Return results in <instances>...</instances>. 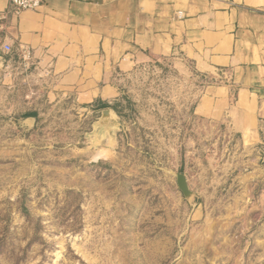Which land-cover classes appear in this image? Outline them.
Segmentation results:
<instances>
[{
  "label": "rangeland",
  "instance_id": "rangeland-1",
  "mask_svg": "<svg viewBox=\"0 0 264 264\" xmlns=\"http://www.w3.org/2000/svg\"><path fill=\"white\" fill-rule=\"evenodd\" d=\"M10 53L0 46V264H264V171L235 180L233 141L193 116L204 78L171 58L137 64L101 122L95 106L48 102Z\"/></svg>",
  "mask_w": 264,
  "mask_h": 264
},
{
  "label": "crops",
  "instance_id": "crops-1",
  "mask_svg": "<svg viewBox=\"0 0 264 264\" xmlns=\"http://www.w3.org/2000/svg\"><path fill=\"white\" fill-rule=\"evenodd\" d=\"M0 10L9 61L24 64L18 43L30 48L24 66L41 77L48 102L115 111L123 75L171 58L204 78L192 114L233 141L235 180L263 173L264 0H43L19 14L0 0Z\"/></svg>",
  "mask_w": 264,
  "mask_h": 264
},
{
  "label": "built area",
  "instance_id": "built-area-1",
  "mask_svg": "<svg viewBox=\"0 0 264 264\" xmlns=\"http://www.w3.org/2000/svg\"><path fill=\"white\" fill-rule=\"evenodd\" d=\"M12 6L14 14H19L22 10H35L41 6L43 0H8ZM6 19V12L0 10V33L6 28L4 20ZM0 46L5 52H10L12 46L2 41L0 37ZM18 55L21 57L24 65H28L31 58L30 48L22 43H18L16 47Z\"/></svg>",
  "mask_w": 264,
  "mask_h": 264
},
{
  "label": "water",
  "instance_id": "water-1",
  "mask_svg": "<svg viewBox=\"0 0 264 264\" xmlns=\"http://www.w3.org/2000/svg\"><path fill=\"white\" fill-rule=\"evenodd\" d=\"M101 122L108 119L109 117L114 116L116 113L112 108H105L101 109ZM30 118V117H29ZM33 119V118H31ZM176 184L181 193L184 195L185 198H190L193 193L189 189L186 176L183 173L176 174Z\"/></svg>",
  "mask_w": 264,
  "mask_h": 264
},
{
  "label": "trees",
  "instance_id": "trees-1",
  "mask_svg": "<svg viewBox=\"0 0 264 264\" xmlns=\"http://www.w3.org/2000/svg\"><path fill=\"white\" fill-rule=\"evenodd\" d=\"M110 105L103 103L102 105H100L98 108H105V107H109ZM97 108V107H96ZM35 114L33 113H28L25 116H34Z\"/></svg>",
  "mask_w": 264,
  "mask_h": 264
}]
</instances>
